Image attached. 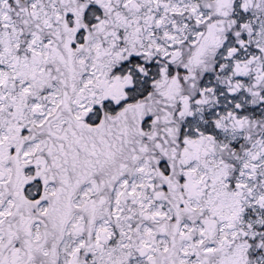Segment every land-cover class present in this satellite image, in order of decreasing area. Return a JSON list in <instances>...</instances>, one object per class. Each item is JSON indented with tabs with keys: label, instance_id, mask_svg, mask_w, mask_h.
<instances>
[{
	"label": "snow or ice",
	"instance_id": "obj_1",
	"mask_svg": "<svg viewBox=\"0 0 264 264\" xmlns=\"http://www.w3.org/2000/svg\"><path fill=\"white\" fill-rule=\"evenodd\" d=\"M0 264H264V0H0Z\"/></svg>",
	"mask_w": 264,
	"mask_h": 264
}]
</instances>
